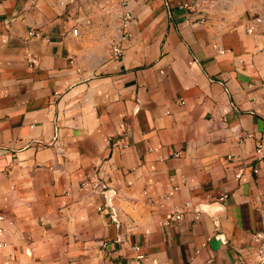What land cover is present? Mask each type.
I'll return each instance as SVG.
<instances>
[{
	"label": "crops",
	"instance_id": "obj_1",
	"mask_svg": "<svg viewBox=\"0 0 264 264\" xmlns=\"http://www.w3.org/2000/svg\"><path fill=\"white\" fill-rule=\"evenodd\" d=\"M263 31L264 0H0V264H255Z\"/></svg>",
	"mask_w": 264,
	"mask_h": 264
},
{
	"label": "built area",
	"instance_id": "obj_2",
	"mask_svg": "<svg viewBox=\"0 0 264 264\" xmlns=\"http://www.w3.org/2000/svg\"><path fill=\"white\" fill-rule=\"evenodd\" d=\"M131 22H132L131 14L128 11H124L120 16L119 24L117 27V40L114 42V44L110 48V54L112 57L118 58L123 54L125 43L128 40V36H129L128 29H129ZM253 31H254L253 26H249L247 28L248 33H253ZM28 34L32 36V35H35V32L33 30H30ZM218 51L221 53L224 52V50L220 48H218ZM25 57L30 66L36 65L37 59L29 50L25 51ZM247 136H251V135L248 134ZM262 147H263V140H258L256 143V149H255L256 154L258 155L261 154ZM92 184L95 189H98V191L103 195L105 199V203L103 205H99L97 209L99 211L106 210L110 221L117 224L118 223L117 212L112 203L113 198L116 195V191L112 187H110L107 181L95 180V181H92ZM177 188H178L177 186L173 187L171 191H169L168 193L164 195V198L170 197L172 193L174 192V190H176ZM224 197L225 196L221 197V199H223ZM185 206L189 208L191 206V203L187 202ZM259 211L262 214L263 224H262L261 229L251 234V243L255 247V255H254L255 264H264V204H262L259 207ZM180 218H181L180 213L178 212L174 213L168 219L163 221V224L168 225L173 221L179 220ZM221 240H225V239L222 238ZM133 249L135 252H137L135 258L137 259L144 258L143 254L138 253L139 251L138 245H134Z\"/></svg>",
	"mask_w": 264,
	"mask_h": 264
}]
</instances>
